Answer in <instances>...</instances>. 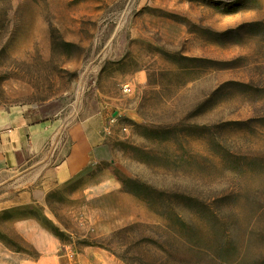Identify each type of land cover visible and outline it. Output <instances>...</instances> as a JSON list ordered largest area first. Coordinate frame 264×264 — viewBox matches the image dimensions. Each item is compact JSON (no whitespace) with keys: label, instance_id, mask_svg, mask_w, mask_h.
<instances>
[{"label":"rangeland","instance_id":"obj_1","mask_svg":"<svg viewBox=\"0 0 264 264\" xmlns=\"http://www.w3.org/2000/svg\"><path fill=\"white\" fill-rule=\"evenodd\" d=\"M0 103L54 123L0 175V264H50V235L59 255L264 264V0H0Z\"/></svg>","mask_w":264,"mask_h":264},{"label":"crops","instance_id":"obj_2","mask_svg":"<svg viewBox=\"0 0 264 264\" xmlns=\"http://www.w3.org/2000/svg\"><path fill=\"white\" fill-rule=\"evenodd\" d=\"M54 123L38 107H17L0 103V175L20 167L28 152L38 151L52 137ZM90 142L86 137L84 142ZM78 138L77 142L80 143ZM89 146V145H87ZM93 158L92 149H79L61 166L57 176L64 182L80 173ZM44 249V248H41ZM50 264H126L109 249L98 245L70 249L58 254V240L50 235ZM40 260L34 264H40Z\"/></svg>","mask_w":264,"mask_h":264},{"label":"built area","instance_id":"obj_3","mask_svg":"<svg viewBox=\"0 0 264 264\" xmlns=\"http://www.w3.org/2000/svg\"><path fill=\"white\" fill-rule=\"evenodd\" d=\"M131 90H132V87H131V85L129 83H125L123 85V91H124V93H130Z\"/></svg>","mask_w":264,"mask_h":264}]
</instances>
